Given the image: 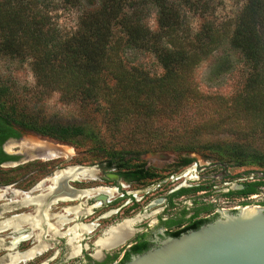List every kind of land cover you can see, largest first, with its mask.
<instances>
[{"label":"rangeland","instance_id":"obj_1","mask_svg":"<svg viewBox=\"0 0 264 264\" xmlns=\"http://www.w3.org/2000/svg\"><path fill=\"white\" fill-rule=\"evenodd\" d=\"M44 1L52 7L47 15L48 28H55L64 38L77 30L81 14L89 6V0ZM206 2L202 12L215 23L219 32L225 30L231 35L235 18L246 0ZM183 11L184 33L192 38L203 18L200 19V13L189 5L183 7ZM146 22L152 32L158 31L155 10L151 9L146 14ZM28 57H0V87L8 88L11 98L18 101L24 111L44 120L80 125L86 129L85 135L74 143L25 133L29 140L46 141L48 144L45 145L52 152L60 154L59 159L45 165L60 162L63 166L92 167L95 173L91 178L78 181L79 188L119 187L113 199L105 201L109 200L111 204H102V208L83 220L92 221L95 225L90 234L91 242L111 226L137 217L150 200L165 196L171 185L176 186L184 179L190 181L188 185L195 187L203 183L209 185L208 177L217 176L215 181L220 193L211 189L206 194H191L189 198H196L201 204H216L215 209L219 211H234L247 206L264 207V187L253 195L254 198L227 199L223 195L228 190L226 183L255 182L264 178V67L249 69L228 43L208 54L187 73L182 82H177L176 93L156 87L158 97L153 99L150 95H141L137 106L145 112L141 110L128 118L124 114H114L113 108L110 109L101 97H87L88 92L67 88L66 84L62 87L57 79L39 78L33 70L31 55ZM121 59L128 68L135 66L152 77L164 74L157 57L149 51L129 49ZM250 74H254L258 81L251 80ZM248 85L251 88H246ZM168 86L171 88L175 83L170 81ZM33 164L22 165L12 173L4 172L3 179L13 178L22 184L24 175L35 170L36 174H29L35 177H31L43 176L38 168L20 170ZM184 171H188L187 176L176 180L175 177ZM121 173L128 180L119 179L118 186L111 177L115 174L123 177ZM170 176H174V180ZM160 181L165 182L159 184ZM124 191H133L137 199H143L131 206L133 203L128 198H122ZM243 201L249 204L243 206ZM154 208L160 209L161 206L151 210L154 211ZM110 211L117 214L107 219L100 218ZM123 212L125 215L122 216ZM39 259H34L33 263Z\"/></svg>","mask_w":264,"mask_h":264},{"label":"trees","instance_id":"obj_2","mask_svg":"<svg viewBox=\"0 0 264 264\" xmlns=\"http://www.w3.org/2000/svg\"><path fill=\"white\" fill-rule=\"evenodd\" d=\"M88 3L77 30L64 38L55 28H48L47 15L52 7L44 0H0V57L31 55L33 70L39 78L57 79L62 87L66 84L67 88L88 92L87 97H101L114 114H124L126 118L141 112L137 106L141 95L158 97L156 87L176 93L177 82H182L187 73L225 43L240 54L249 69L264 67V0H246L235 18L231 35L225 30L219 32L202 12L206 0H89ZM186 5L194 7L200 13L199 18H203L192 38L183 29ZM151 9L156 13V33L146 22ZM129 49L154 54L164 74L152 77L135 66L128 68L121 58ZM249 77L258 81L254 74ZM170 81L175 86L168 88ZM11 96L8 88L0 87V122L13 125L9 134L17 135L13 129L17 127L64 143H74L85 135L83 126L44 120L24 111ZM245 185V191L228 194L256 195L264 187V178ZM187 192L191 190L180 193ZM207 222L203 220L195 227L173 233L172 237Z\"/></svg>","mask_w":264,"mask_h":264},{"label":"flooded vegetation","instance_id":"obj_3","mask_svg":"<svg viewBox=\"0 0 264 264\" xmlns=\"http://www.w3.org/2000/svg\"><path fill=\"white\" fill-rule=\"evenodd\" d=\"M12 126L11 124H3L0 122V224L4 221L19 217H38L40 223L37 227H31L29 223L23 222L17 225L16 229H0V264H7V257L9 254L24 255L40 243L46 244L48 248L40 253H36L32 259L25 262L20 261L18 264H125L132 256L141 254L140 252L143 249L148 250L158 246L160 241L166 237L172 236L173 233L179 232L187 227H195L197 223L203 220H208L210 222L219 214V210L215 209V206H217L216 204H201L198 199L189 198L190 195L194 193L206 194L211 189L216 190L217 182L215 178H217V176L208 177L209 185L203 183L191 187L188 185L190 181L183 178L187 176L188 172L184 171L182 174L175 177L176 180L180 178L184 180L176 186L171 185L168 194L158 197V199H153L152 197L153 201L150 200L145 210L137 217L124 219L122 222L110 227L121 225L127 220H135L131 227L132 233L130 236L126 237V242L123 245L116 247V245H118L116 244L110 249L100 247L97 242L99 238L105 236V231L102 233V236L94 242H91L90 234L92 233H83L77 238L75 226L77 224L92 225V221L84 222L83 220L93 215L95 211L102 208L103 205L106 206L111 204V201H109L111 199H109L108 202L100 200L99 206H95L99 203V201L95 199L97 195L89 199L83 198L82 201L75 198L71 201H60L61 199L54 200V196L57 194H71V196H76L79 192H87L95 188L97 189L98 187H104L81 186L79 188L77 182L80 180L76 179L64 180V182L68 181L67 185L62 181L56 186L53 185L51 179H54L57 173L66 171L70 168L79 167V165L63 166L60 162L54 165H45L47 162L50 163L51 161H55L61 156L59 155L58 158L47 157L53 153L52 149L45 145L47 142L43 140H29L25 134L27 131L21 130L20 128L13 127L18 133L17 135L9 134L8 132H10ZM37 161H42L44 163L38 164ZM31 162L34 164L31 166H23V169L20 170L26 171L29 167L33 169L38 168L37 171H41L43 176L34 178V175H29L36 174L35 170L28 175H24L21 179L22 184L20 181L13 178L8 180L3 179L2 174L4 172L8 171L12 173L14 169L20 168L22 165ZM121 174L123 177H120L119 174H115L111 177V180L118 186L121 180L124 182L128 180L124 177L123 173ZM30 177L31 179H29ZM170 177L174 180V176ZM196 179H198V177ZM163 182L165 181H160L159 184ZM246 183L245 181L230 183V185L226 183L228 190L226 193H223L224 197L227 199L240 197L237 195H229L228 193L245 191ZM59 185L62 187L59 188ZM236 185H241L243 188L233 190L232 187ZM160 186L161 185H159V187ZM115 188L116 187L113 189ZM57 189L59 193L56 191ZM116 189L115 192H118L119 187ZM188 189L191 190V192L180 193L182 190ZM196 189L201 190L196 191ZM52 190H55V192ZM215 192H219L218 189ZM124 197L128 198L133 203L131 206H135L137 204L136 202L143 199H137V194L133 191H124L122 198ZM38 198L42 200L41 205L35 202ZM81 203L84 204L80 211L81 214L74 212L70 214L67 213V209L75 208ZM242 204L243 206H247L249 203L243 201ZM155 206H161V208H154V211L151 210ZM206 207H209L208 211ZM88 208L92 209L91 213H88ZM233 210L235 211V209ZM115 214H117V212L110 211L100 218L107 219L109 216L111 217ZM61 215L65 216V224L62 227L58 223V218ZM123 215H125V212L122 213V216ZM151 216H153L152 220L149 219ZM147 219L151 220V222L149 223ZM97 227L98 225L96 228ZM78 246L80 250L77 252ZM38 258L40 259L33 263V260Z\"/></svg>","mask_w":264,"mask_h":264},{"label":"water","instance_id":"obj_4","mask_svg":"<svg viewBox=\"0 0 264 264\" xmlns=\"http://www.w3.org/2000/svg\"><path fill=\"white\" fill-rule=\"evenodd\" d=\"M61 196L64 195H55L54 200ZM98 199L105 202L107 196ZM125 264H264V207L219 211L214 220L178 237H166L158 246L132 256Z\"/></svg>","mask_w":264,"mask_h":264},{"label":"bare ground","instance_id":"obj_5","mask_svg":"<svg viewBox=\"0 0 264 264\" xmlns=\"http://www.w3.org/2000/svg\"><path fill=\"white\" fill-rule=\"evenodd\" d=\"M59 155L57 153L53 152V153H51V155H48L47 157H56V158H58ZM94 173H95V171L92 168H85V167L70 168V169H68L66 171L57 173L55 178L51 179V181H53L52 182L53 185L56 186L61 181L64 182V180H68V179L82 180V179L91 178ZM60 187H62V186L59 185V188ZM52 191L55 192V190H52ZM56 191L59 193L58 189ZM115 193H116L115 189H113V188H98V189H94V190H89L87 192H79L78 194H76V196H71V194L70 195H65V194L62 193L64 196H61V200L60 201H71L74 198L80 201L83 198L89 199V198L94 197L95 195H97V198H95L96 200L98 199V197L100 195H106L108 197V199H112L115 196ZM97 201H99V203H97L95 206H99L100 205L101 201L99 199ZM35 202L37 204L41 205L42 200H40L38 198V199L35 200ZM83 206H84V204L81 203L78 206H76L75 208L67 209V213L70 214L71 212H74V213H77V214H81L80 211L82 210ZM91 210L92 209L89 208L88 213H91ZM58 221H59L58 222L59 225L62 227L65 224V216H63V215L59 216ZM23 222L29 223L31 225V227L32 226L33 227H37L38 224L40 223L38 217H31V218L19 217V218H15V219H11V220L2 222L0 224V229H9V228L16 229L17 225H20ZM134 222H135V220H127L124 223H122L121 225H118V226H115V227H112V228L106 230L104 232L105 236L102 237V238H99V241L97 240L98 241L97 244L100 245V247H102L104 249H110L114 245L121 243L124 238H126V237L131 235V233H132L131 232V230H132L131 227H132V224ZM75 229H76V237L79 238L81 236V234H83V233H92L94 231V229H95V225L94 224H92V225L77 224L75 226ZM47 248H48V246L46 244L40 243V244H37L36 247H34L31 250H29L28 252H26V254H24V255L9 254L8 257H7V260H8L7 264H18V262H20V261H24V262L28 261V260L32 259L36 253H40L41 251H43V250H45ZM79 250H80V247L78 246L77 247V252ZM72 251H74V250H72Z\"/></svg>","mask_w":264,"mask_h":264},{"label":"built area","instance_id":"obj_6","mask_svg":"<svg viewBox=\"0 0 264 264\" xmlns=\"http://www.w3.org/2000/svg\"><path fill=\"white\" fill-rule=\"evenodd\" d=\"M252 198H254L255 196H251ZM251 197H249V198H251Z\"/></svg>","mask_w":264,"mask_h":264}]
</instances>
